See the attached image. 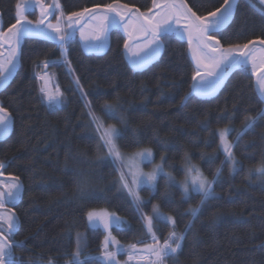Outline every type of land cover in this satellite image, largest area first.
<instances>
[{
    "label": "trees",
    "instance_id": "16d2710c",
    "mask_svg": "<svg viewBox=\"0 0 264 264\" xmlns=\"http://www.w3.org/2000/svg\"><path fill=\"white\" fill-rule=\"evenodd\" d=\"M21 1L0 0L5 29L15 22L10 17L14 14V6ZM59 2L65 13H70L92 7L102 0ZM120 2L145 11L144 5L150 6L151 0ZM45 3L51 4L52 0H45ZM35 13L29 12L33 18ZM245 23V41L264 38V21L258 13L247 8L237 13L228 32L237 27L244 30ZM121 37L120 30H113L110 47L102 55L87 52L77 35L67 43L72 65L85 91L91 93L87 97L91 111L105 125L121 127L101 111L106 102L118 103L127 121L126 138L117 141L119 148L126 152L151 148L157 160L167 157L165 167L177 180L185 178V154L209 180L213 179L217 168L221 170L219 179L213 184L221 199L209 200L204 213L193 222L178 256L179 264H264V177L254 171L249 176V169L264 164V141L261 140L264 118L238 142L235 139L245 118L257 117L264 108L255 77L237 70L215 97L189 95L181 106L182 98L190 90L192 75L186 41L169 36L160 60L146 70L136 71L126 59ZM46 58L58 60L59 47L53 41L27 37L21 66L9 86L0 93V105L14 118L11 134L0 142V163L5 165L2 172L6 176L19 177L24 186L22 200L12 210L19 222L13 238L25 244L15 246L13 253L25 264H65L62 252L74 251L76 233H81L86 237L85 255L90 254L84 264H103L100 244L105 233L101 228L87 226L86 212L89 210L107 208L127 221L130 230L112 229V235L124 248L133 243L144 247L152 240L146 229H142L138 217L120 198L119 185L113 186L118 178L113 167L120 165L100 162L98 157L106 155V151L98 152L96 141L86 138L95 135L93 127H88L89 109L84 101L67 90L69 79L64 68L61 64L47 69L37 66ZM45 72L53 74V89L58 86L65 93L66 105L48 108L41 102L35 73ZM202 122H206V126ZM226 127L235 129L230 139L233 154L241 165L236 171L218 147L219 130ZM133 133L139 143L133 142ZM213 154L216 159L210 163L207 157ZM65 164L73 174L64 171ZM75 180L96 193L90 202L81 199ZM165 192L167 199L173 201L171 205L161 198ZM139 195L150 201L142 208L145 214H151L153 204L159 205L161 212L176 218L177 232L183 231L184 225L192 219L186 215L187 209L200 201L199 194L195 193L192 198L182 200V189L178 184L168 185L165 176L157 180L155 193L145 187ZM67 225H72L70 237ZM171 230L172 225L167 221H154V231L161 242ZM112 246H109L110 251H115ZM120 260L127 261L128 254L121 253ZM164 264L174 262L166 258Z\"/></svg>",
    "mask_w": 264,
    "mask_h": 264
},
{
    "label": "snow or ice",
    "instance_id": "6c2138e0",
    "mask_svg": "<svg viewBox=\"0 0 264 264\" xmlns=\"http://www.w3.org/2000/svg\"><path fill=\"white\" fill-rule=\"evenodd\" d=\"M258 13L264 21V0H151L150 6L144 5L145 11L140 7L130 6L120 0L94 4L92 7H84L82 10L65 13L59 0H52L46 4L45 0H23L14 6V19L7 29L4 28L3 16L0 14V88L7 85L13 77L16 67L23 54V45L27 37H40L44 40L53 41L59 47V59L46 58L39 62L38 67L44 69L61 64L69 79L68 91L85 102L89 109L90 117L88 127H93L95 135L86 136L96 141L97 151H106V155L98 157L100 162L110 161L113 171L118 172V178L113 181V186L119 185L118 192L130 207L132 213L141 221L142 229H146L152 243H145L142 249L137 244H129L128 261H147V264H164L165 259H172L174 264H179L178 256L183 251V242L192 228L193 222L206 210L211 199H221L213 189V184L219 179L221 170L217 168L213 179L209 180L195 165H192L185 154V179L180 182L182 189V200L192 198V194H199L200 201L197 205L189 207L186 215L192 219L184 225V230H175L177 220L174 216L161 212L159 205L153 204L151 214L142 211L150 201L143 200L139 191L147 187L150 193L157 190L158 177H166L168 185H175V179L170 173L164 171V163L167 157L161 156L162 163L156 164L150 172H142L139 165H129L126 161L139 160L151 163L153 151L151 148H143L132 156L121 153L117 141L126 138L127 121L120 113L119 106L112 103H104L101 111L109 119H115L121 127L115 124L105 125L100 118L91 111V104L87 101L88 95L77 70L73 67L69 58L67 42L73 39L77 32L83 47L88 52H101L109 46L112 30L122 32L123 50L127 54L129 63L133 69H143L160 57L166 47L165 41L169 36L174 35L179 41H186L188 54L191 61L188 67L191 68V86L188 93L181 100V106L189 95L197 97H214L222 88L225 80L236 70L248 72L257 78V86L261 100H264V38L255 40H244L247 34V25L244 30L239 27L228 30L232 27L238 12L244 8ZM30 8L39 9V18L35 21L28 19L25 14ZM58 12V15L55 13ZM50 17H54L52 23ZM227 34V35H226ZM259 58V62H258ZM53 74L35 73L39 82L37 91L40 100L48 108H60L66 105L65 93L57 86L51 90L50 83ZM175 86V85H174ZM119 98L117 97V101ZM233 117H229L232 119ZM264 118V108L260 110L257 117H246L242 129L236 135L238 142L242 136L253 129L259 119ZM12 114L9 110L0 105V139L8 136L13 127ZM205 123L206 122H202ZM235 129L226 127L219 130L220 145L225 154V159L230 161L233 171L238 170L241 165L233 154V143L226 138ZM213 136L216 133H212ZM133 142L139 143L136 134L133 133ZM264 141V136H261ZM205 157L202 156V159ZM211 163L216 159L213 154L207 157ZM5 165L0 163V169ZM125 167L129 168L126 173ZM134 169V170H133ZM64 171L73 174V170L65 164ZM264 177V164L249 169V176L252 172ZM194 174V175H193ZM3 172L0 171V177ZM130 177V179H129ZM80 192L81 199L91 201L96 196L94 191L88 190L86 185L75 180ZM23 184L19 177H8L7 180H0V210L5 209L6 203L15 204L21 198ZM168 193L161 194V198L171 205L173 201L167 199ZM87 226L92 229L102 228L105 233L100 244L103 250L101 255L103 264H119L116 259L117 252L125 251L123 245L112 235L113 227L121 230H130V225L119 215L105 210H89L86 212ZM154 221H167L172 225L161 243L154 231ZM0 264H25V262L14 255L15 246H23L25 241L15 240L14 234L17 230L18 218L14 212L0 211ZM215 223V219L213 220ZM6 224V227L3 225ZM68 236H71L72 225H67ZM140 243H143L141 241ZM115 245V251H109V245ZM87 247L86 237L76 233V248L74 251L64 250L61 257L65 264H84ZM154 257V259H152ZM128 261L125 264H128ZM30 264V262H29Z\"/></svg>",
    "mask_w": 264,
    "mask_h": 264
},
{
    "label": "rangeland",
    "instance_id": "374dc122",
    "mask_svg": "<svg viewBox=\"0 0 264 264\" xmlns=\"http://www.w3.org/2000/svg\"><path fill=\"white\" fill-rule=\"evenodd\" d=\"M23 2V0L21 1V3ZM30 11H36V17L35 18H33L32 17V15L31 14H29V12ZM26 15H27V17H28V19H30V20H33V21H35L36 19H38L39 18V9L38 8H30L29 10H27L26 11V13H25ZM50 20H51V22L52 23H55V20H54V17L52 18V17H50ZM77 35H78V37H79V33H77ZM82 44H83V42H82ZM106 49V48H105ZM105 49L103 50V51H105ZM103 51H101V52H103ZM88 52V51H87ZM258 62H259V58H258ZM51 89L54 91V89H53V84H52V81H51ZM227 139H228V141L229 142H231V139H230V134H228L227 135V137H226ZM147 148H149V147H147ZM120 149V148H119ZM143 149V148H142ZM139 150H141V149H139ZM139 150H136V151H133V152H126V151H123V150H121L120 149V151H121V153L122 154H124V155H126V156H132L135 152H137V151H139ZM153 151V150H152ZM160 163H162V161H161V159L160 160H157V158H156V156H155V153H154V151H153V160H152V162L151 163H148V162H141V161H139V160H135V161H126V164H129V165H139V169L142 171V172H150V171H152V169L155 167V165L156 164H160ZM164 163V171L165 172H167V173H170L167 169H166V167H165V162H163ZM197 168H199L200 169V167L198 166V165H195ZM134 170V169H133ZM123 171H125L126 173L129 171V168L128 167H125L124 169H123ZM200 171H201V169H200ZM202 172V171H201ZM171 174V173H170ZM172 175V174H171ZM194 175V174H193ZM204 176H205V174H203ZM161 176H163V175H161ZM161 176H159L158 177V179L161 177ZM172 177H174L173 175H172ZM208 178V177H207ZM129 179H130V177H129ZM174 179H175V182H176V184H180V182H182V181H184V179L183 180H177L175 177H174ZM0 180H7V179H0ZM9 204H11V203H6V205H5V209H8V208H6L7 207V205H9ZM0 210V211H7V212H12V211H10V210ZM107 210V211H109L110 213H115V214H117L116 212H114V211H112V210H110V209H107V208H103V209H97V210ZM118 215V214H117ZM122 218V217H121ZM123 220H125L124 218H122ZM126 221V220H125ZM5 227H6V224L4 225ZM18 226V225H17ZM102 229V228H101ZM109 246H111V244L109 245ZM112 247H114V249L116 248V246L115 245H113ZM108 250L110 251V249L108 248ZM116 250V249H115ZM121 253H127L128 255H129V251L127 250V248H125V251H123V252H117V255H116V259H117V261H119V264H125V262L124 261H122V260H120V255H121ZM128 261V260H127ZM139 262H137V261H135V260H133V261H128V264H138Z\"/></svg>",
    "mask_w": 264,
    "mask_h": 264
},
{
    "label": "water",
    "instance_id": "95a60500",
    "mask_svg": "<svg viewBox=\"0 0 264 264\" xmlns=\"http://www.w3.org/2000/svg\"><path fill=\"white\" fill-rule=\"evenodd\" d=\"M0 14H1V13H0ZM52 18H53V17H52ZM114 30H115V29H114ZM112 31H113V30H112ZM77 33H78V32H77ZM36 38H40V37H36ZM81 42H82V41H81ZM110 42H111V35H110L109 46L106 47L105 51H103V52H91V53H94V54H97V55L105 54V53L108 51L109 47H110ZM164 50H165V48H164ZM164 50L162 51L160 57L157 58V60H155V61H153L151 64L145 66L143 69H135V70H136V71H143V70H146L147 68H149L152 64H154L155 62H157L158 60H160V58L162 57V55H163V53H164ZM124 53H125V52H124ZM189 55H190V54H189ZM125 56H126L127 61L129 62V59H128V56H127L126 53H125ZM190 58H191V57H190ZM129 64H130V63H129ZM130 65H131V64H130ZM20 66H21V58H20V61H19L18 65H17V67H16V70H15V72H14L13 77L9 80V82L7 83V85H5L4 87L0 88V93H1L3 90H5V89L9 86V84L11 83V81H12V80L14 79V77L16 76V74H17V72H18ZM236 71H237V70H236ZM234 72H235V71H234ZM234 72H233V73H234ZM233 73H231V74L229 75V77L225 80V83H224V85L222 86V88L225 86V84L227 83V81L229 80V78L232 76ZM254 77H255V76H254ZM255 84H256L257 92H258V94H259L258 86H257V78H256V77H255ZM222 88L218 91V93L222 90ZM218 93H217V94H218ZM217 94H216V95H217ZM216 95H215V96H216ZM190 96H191V95H190ZM215 96H214V97H215ZM259 96H260V95H259ZM201 98H207V99H210V98H213V97H201ZM263 101H264V100H263ZM12 130H13V127H12ZM12 130L10 131V133L8 134V136L11 134ZM8 136L5 137V138L0 139V142L3 141V140H5L6 138H8ZM4 168H5V167H4ZM4 168H3V169H0V171H3ZM8 177H13V176H6V175L3 174V176L0 177V179H7ZM22 184H23V183H22ZM23 192H24V186H23V191H22V193H21V198L19 199V201H17L15 204H13V203L9 204V205H8L9 208H8V209H5V210H10V211H12V212L15 213V211L12 210V207L17 206V205L20 203V201L22 200ZM7 204H8V203H7ZM15 215H16V217L18 218L17 214H15ZM18 228H19V222H18L17 230H18ZM17 230L15 231V233L17 232Z\"/></svg>",
    "mask_w": 264,
    "mask_h": 264
},
{
    "label": "crops",
    "instance_id": "0c3cea01",
    "mask_svg": "<svg viewBox=\"0 0 264 264\" xmlns=\"http://www.w3.org/2000/svg\"><path fill=\"white\" fill-rule=\"evenodd\" d=\"M137 248H138V249H142L143 247H139V246H138ZM115 249H116V248H115Z\"/></svg>",
    "mask_w": 264,
    "mask_h": 264
},
{
    "label": "bare ground",
    "instance_id": "6f19581e",
    "mask_svg": "<svg viewBox=\"0 0 264 264\" xmlns=\"http://www.w3.org/2000/svg\"><path fill=\"white\" fill-rule=\"evenodd\" d=\"M50 88H51V84H50ZM52 90V89H51Z\"/></svg>",
    "mask_w": 264,
    "mask_h": 264
},
{
    "label": "flooded vegetation",
    "instance_id": "af4514ba",
    "mask_svg": "<svg viewBox=\"0 0 264 264\" xmlns=\"http://www.w3.org/2000/svg\"><path fill=\"white\" fill-rule=\"evenodd\" d=\"M6 208H9V207H8V205H7V207H6Z\"/></svg>",
    "mask_w": 264,
    "mask_h": 264
}]
</instances>
